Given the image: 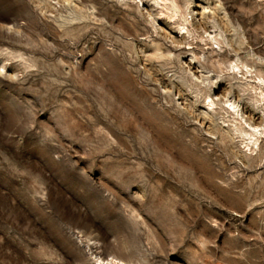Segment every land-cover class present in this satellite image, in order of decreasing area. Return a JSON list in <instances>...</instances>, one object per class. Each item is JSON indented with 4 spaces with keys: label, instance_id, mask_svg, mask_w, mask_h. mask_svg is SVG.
I'll return each mask as SVG.
<instances>
[{
    "label": "rangeland",
    "instance_id": "374dc122",
    "mask_svg": "<svg viewBox=\"0 0 264 264\" xmlns=\"http://www.w3.org/2000/svg\"><path fill=\"white\" fill-rule=\"evenodd\" d=\"M263 99L264 0H0V264H264Z\"/></svg>",
    "mask_w": 264,
    "mask_h": 264
},
{
    "label": "bare ground",
    "instance_id": "6f19581e",
    "mask_svg": "<svg viewBox=\"0 0 264 264\" xmlns=\"http://www.w3.org/2000/svg\"><path fill=\"white\" fill-rule=\"evenodd\" d=\"M234 67H235V68H238L237 66H234ZM247 73H249L250 75L252 74L251 71H248ZM247 73H246V74H247ZM249 74H248V75H249ZM255 78H256V77H255ZM257 80H258L260 83L263 82V79L260 78V77H258ZM261 95H262V93H261ZM263 100H264V99H263ZM227 109H228V108H227ZM226 111H227V110H226Z\"/></svg>",
    "mask_w": 264,
    "mask_h": 264
}]
</instances>
